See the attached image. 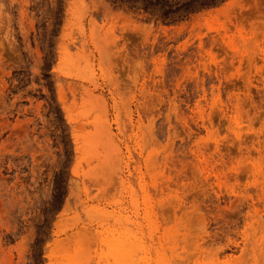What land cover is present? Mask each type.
I'll return each instance as SVG.
<instances>
[{
    "label": "rangeland",
    "instance_id": "obj_1",
    "mask_svg": "<svg viewBox=\"0 0 264 264\" xmlns=\"http://www.w3.org/2000/svg\"><path fill=\"white\" fill-rule=\"evenodd\" d=\"M0 264H264V0H0Z\"/></svg>",
    "mask_w": 264,
    "mask_h": 264
}]
</instances>
